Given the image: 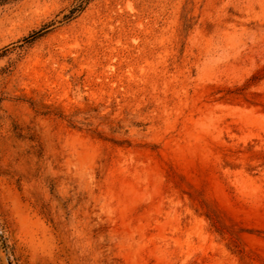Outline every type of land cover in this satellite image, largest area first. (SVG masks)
I'll use <instances>...</instances> for the list:
<instances>
[{
  "label": "rangeland",
  "instance_id": "374dc122",
  "mask_svg": "<svg viewBox=\"0 0 264 264\" xmlns=\"http://www.w3.org/2000/svg\"><path fill=\"white\" fill-rule=\"evenodd\" d=\"M77 3L0 0V264H264V0Z\"/></svg>",
  "mask_w": 264,
  "mask_h": 264
},
{
  "label": "trees",
  "instance_id": "16d2710c",
  "mask_svg": "<svg viewBox=\"0 0 264 264\" xmlns=\"http://www.w3.org/2000/svg\"><path fill=\"white\" fill-rule=\"evenodd\" d=\"M90 0H78V3L72 7L69 11L68 14H65L63 16V20L65 21H69L71 20L74 15L76 13H79L83 10V8L85 7V5L89 2ZM48 30H46V27L41 28L38 31H34L32 32V34L28 35L27 37H25L23 39V41L25 43H32L33 41H35L36 39H38L39 37L43 36Z\"/></svg>",
  "mask_w": 264,
  "mask_h": 264
}]
</instances>
